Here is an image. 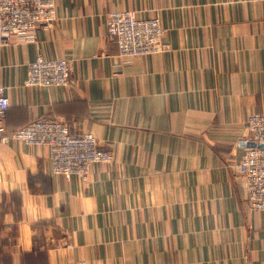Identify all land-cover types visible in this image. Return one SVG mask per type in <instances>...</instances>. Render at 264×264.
<instances>
[{"label":"crops","instance_id":"0c3cea01","mask_svg":"<svg viewBox=\"0 0 264 264\" xmlns=\"http://www.w3.org/2000/svg\"><path fill=\"white\" fill-rule=\"evenodd\" d=\"M158 16L165 51L120 57L106 15ZM38 55L66 86H28ZM6 132L67 118L108 147L87 179L48 148L0 142V264H264V209L237 165L264 112V0H56L31 41L0 45Z\"/></svg>","mask_w":264,"mask_h":264},{"label":"built area","instance_id":"2783aa9c","mask_svg":"<svg viewBox=\"0 0 264 264\" xmlns=\"http://www.w3.org/2000/svg\"><path fill=\"white\" fill-rule=\"evenodd\" d=\"M56 18V0H0V45L10 39H34L35 30L48 27ZM107 39L116 46L120 57L132 58L165 51L164 29L158 16L140 18L131 10L110 11L106 15ZM28 86H66L70 83L69 60L47 59L38 55L28 64L24 78ZM9 97L0 82V142L19 141L48 148L52 173L70 178L87 179L93 163H110L111 151L101 146L90 132L72 134L66 117L37 118L7 133L3 123L9 109ZM248 141L237 165L245 181V194L255 210L264 209V112H253L247 118Z\"/></svg>","mask_w":264,"mask_h":264},{"label":"water","instance_id":"95a60500","mask_svg":"<svg viewBox=\"0 0 264 264\" xmlns=\"http://www.w3.org/2000/svg\"><path fill=\"white\" fill-rule=\"evenodd\" d=\"M249 146H255V143L254 142H249L248 143ZM258 147H263L264 148V144H257Z\"/></svg>","mask_w":264,"mask_h":264}]
</instances>
